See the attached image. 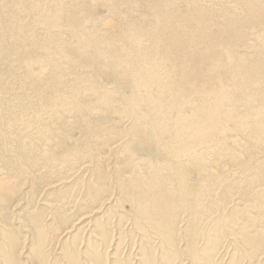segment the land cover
<instances>
[{"label": "rangeland", "instance_id": "1", "mask_svg": "<svg viewBox=\"0 0 264 264\" xmlns=\"http://www.w3.org/2000/svg\"><path fill=\"white\" fill-rule=\"evenodd\" d=\"M197 7L264 55V0H0V264H264V76L177 59Z\"/></svg>", "mask_w": 264, "mask_h": 264}, {"label": "bare ground", "instance_id": "2", "mask_svg": "<svg viewBox=\"0 0 264 264\" xmlns=\"http://www.w3.org/2000/svg\"><path fill=\"white\" fill-rule=\"evenodd\" d=\"M247 4L250 5V3H247ZM247 4H246L247 9H251V8H249V6ZM156 5H158V4H156ZM161 5L162 4H159L158 6L161 7ZM158 6H156V10L157 11H159L158 8H157ZM159 9H161V8H159ZM111 11H110V13H111ZM157 14H158V17L161 18V20L165 21L167 19V15L166 14H163V11L162 10H160ZM204 14H205V10L202 9V8L197 7V8H193L192 9V12L189 15L182 16L180 19H177L176 21H174V19L172 20L171 29L168 30V32L172 34V36L170 38L173 39V36L174 35L176 36L175 33L177 31H180L181 32L180 36L179 35L176 36L172 40L173 42L170 41V43H169V46H171L172 44H174V45L180 47L179 48L180 51L178 50L180 54H178L177 59L179 61L186 62L185 61L186 59H189V58L192 57L195 60L197 59L196 60L197 61L196 64L197 65L199 64V66H200V63L201 62H204L205 60L206 61L204 63V66H205L207 60L210 61V63H215L216 65H212L213 68H211L213 70V73H214V75L211 76V77H215V76H218L219 77V76H221V77L224 78L223 80H225V84H226V85H221L219 87L218 90L220 91V93H222L221 91L226 90L227 93L229 92V93H232L233 94V92L236 89H240L241 88V85H242V82H240L241 80L240 79L238 80V79L232 77V76H235V75L237 76V74H240V75L242 74L244 76V80H246L245 78H247V80H250V81L254 82V84H258L259 85L260 84V78H261V76H264V55H256L255 59L252 58L253 60H252V64H251L250 68L247 67L248 65L247 66L244 65V63L240 64L238 61L235 62V56H236L235 55V45H236V42H238V40L236 38H232V40H227L225 38L227 40L226 41L227 43H225V46H224V43H221L223 45H216V44H219L220 42L219 43L217 42V40H216L217 38H215L212 41V39H213L212 38L213 37L212 34H211L212 37L210 36V34H208V35H206V38H205L206 24H205V22H203V24L198 23V18L204 16ZM104 28L106 30H108V31H112L113 30V24H111L110 22H107L106 21L104 23ZM126 28L127 27H125V29ZM120 29H123V28H120ZM216 31L219 33L218 30H215L214 32H216ZM220 31H221V34H222L221 36L224 37L223 34H225L227 31H231V30L229 28H224V29H221ZM121 33H123V32H121ZM177 34H179V32ZM230 34L232 36V33H230ZM194 36L196 38H198L199 40H195ZM219 36H220V33H219ZM223 37H222V39H223ZM207 38H209V41L207 40ZM224 42H225V40H224ZM200 45H201V47H204L206 45H209V48H208V46H206L208 48L207 54L206 53L204 54V52H201V54H199L196 51V49H198L197 47H199ZM176 46H175V48H176ZM223 46H224V48H223ZM172 48H170V49H172ZM207 48L205 50H207ZM202 50L204 51V49H202ZM221 50H224V52H222L223 53L222 58L219 61H217V62H216V60H212V58H211L212 57V54L213 53H216V52H220ZM257 51L258 50L256 49V52ZM174 52H175V50H174ZM260 53H262V52H260ZM260 53H258V54H260ZM208 54H209V56L211 55V57H209ZM220 54H218V55H220ZM215 57H217V56H215ZM194 62L195 61H193V63ZM177 63H179V62H177ZM210 63H208V66H209ZM180 64H178V65H180ZM192 67L193 66H191L190 68L192 69ZM251 68H253L252 70L254 71L255 74H259L260 73V76L258 77V80L255 77V74L252 72ZM195 69H196L195 71L194 70L189 71L190 74L187 73V74H189V76L186 77L187 75H185V77H186L185 79L190 78V77H195V79H196L197 76H199V73L201 72V70H200V72H198V68L195 67ZM0 72H1V67H0ZM225 74H227V75H225ZM227 83H229L228 86H227ZM261 93L263 94V98H264V92H261ZM223 94H224V92H223ZM258 95H260V93ZM236 142H237V144L239 146H241V147L244 148V145L243 144H245V143H243V140L241 141L240 139H238V140L236 139ZM159 205L157 204V206H159ZM155 225H156V223H155Z\"/></svg>", "mask_w": 264, "mask_h": 264}]
</instances>
